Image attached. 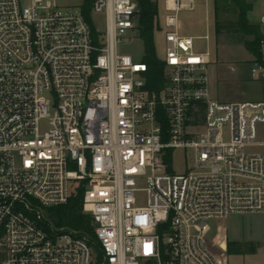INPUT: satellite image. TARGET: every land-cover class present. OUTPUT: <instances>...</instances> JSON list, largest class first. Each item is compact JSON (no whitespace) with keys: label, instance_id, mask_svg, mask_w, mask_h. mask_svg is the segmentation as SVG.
Listing matches in <instances>:
<instances>
[{"label":"built area","instance_id":"obj_1","mask_svg":"<svg viewBox=\"0 0 264 264\" xmlns=\"http://www.w3.org/2000/svg\"><path fill=\"white\" fill-rule=\"evenodd\" d=\"M88 1L104 35L86 0H0V264H220L207 222L264 213L263 56L250 69L259 101L212 98L209 51L178 32L195 1L153 0L163 84L149 91L147 66L117 50L138 32L140 0ZM175 149L189 155L183 173ZM69 182L92 242L45 220Z\"/></svg>","mask_w":264,"mask_h":264},{"label":"rangeland","instance_id":"obj_2","mask_svg":"<svg viewBox=\"0 0 264 264\" xmlns=\"http://www.w3.org/2000/svg\"><path fill=\"white\" fill-rule=\"evenodd\" d=\"M82 0H56L61 8H74ZM199 5L197 10L203 17L205 3L209 4L208 10L211 13L214 8L212 0H195ZM251 6L247 14L249 23L259 25L264 36V26L259 24V19L264 15V0H245ZM160 5L163 0H159ZM217 19L225 28L214 40L211 38L214 30V23L210 28H205L204 19L201 21L188 20L185 28L195 32L196 35L207 36L206 41H199L202 52L208 50L211 56V64L208 66L209 93L212 98L220 102L235 101H259L263 94L262 84L251 77L250 69L255 59L243 45L244 41H252L251 37H242L228 30V25L237 21L238 10L232 0H216ZM196 12V10H195ZM198 14V12H196ZM194 12L183 13L181 18L190 17ZM91 24L97 35L105 33L104 13H92ZM134 24L139 25L135 19ZM207 29V30H206ZM127 42L117 46L118 53L131 56L140 61L143 59L144 47L138 32L127 36ZM157 59L163 58L164 42L160 33L154 39ZM261 49V46H260ZM264 58V48L262 49ZM203 129H199L202 132ZM186 151L175 149L173 151L172 169L174 173H183L191 161L187 158ZM78 185L75 182L68 183L69 195H76ZM146 197L140 193L137 198L138 205H144ZM210 231L206 236L207 246L218 259L220 264H264V213L230 215L225 220H209ZM226 241L237 242L240 246L238 253L228 254L225 249Z\"/></svg>","mask_w":264,"mask_h":264},{"label":"trees","instance_id":"obj_3","mask_svg":"<svg viewBox=\"0 0 264 264\" xmlns=\"http://www.w3.org/2000/svg\"><path fill=\"white\" fill-rule=\"evenodd\" d=\"M238 10L237 21L228 25V30L241 35L242 37H251L252 41H244L243 45L246 50L261 60L262 52L260 49V41L263 39V33L259 25L249 23L247 14L251 11V6L245 0H232ZM140 11L138 15L139 38L142 40L144 47V55L142 62L147 66L148 73L146 75V88L149 91L157 92L163 84V64L157 59L154 39L156 30V16L158 13V5L153 0H140ZM215 19H214V36L215 39L225 28L217 19L216 0H214ZM84 17L90 21V5L86 0L85 6L82 8ZM169 162V157L168 160ZM82 191L79 190L76 195L69 197L64 205L51 207L44 210V217L53 227L63 229L65 232H71L77 236L88 238L90 242L93 240V226L90 218L83 214L81 209ZM225 249L228 254L238 253L240 246L237 242L226 241ZM164 264H169L168 257H163Z\"/></svg>","mask_w":264,"mask_h":264},{"label":"crops","instance_id":"obj_4","mask_svg":"<svg viewBox=\"0 0 264 264\" xmlns=\"http://www.w3.org/2000/svg\"><path fill=\"white\" fill-rule=\"evenodd\" d=\"M212 2L214 4V0H212ZM198 7H199V5L195 1V7H194L193 10L180 12L179 17H178V32L182 36H188V37L194 38L195 39L194 40V48H195V50L201 52L202 46L199 45L198 43H199V41H206L203 38L204 37H207V36H205V35H196L195 32L187 30L185 28V25H186L185 23L189 22L188 20H196V21L198 20V21H201V20L204 19L205 28H208L209 29L210 28V24L212 22L214 23V19H215V9L213 8V11H212L213 17H212L211 13L208 10L209 4L208 3H205V7L203 9V17L201 16V19H200V13H201V11L199 12V10H197ZM195 10H196V12H198V14L195 12ZM191 12H194V14L193 15H190V17H184V18L182 17L181 18V15L183 13H191ZM212 33H213V35H212L211 38L214 40V37H215L214 36V30H213ZM156 34H158V33H156ZM156 34H155V36H156ZM210 58H211V56H210Z\"/></svg>","mask_w":264,"mask_h":264}]
</instances>
